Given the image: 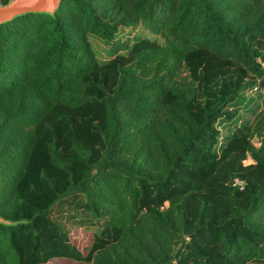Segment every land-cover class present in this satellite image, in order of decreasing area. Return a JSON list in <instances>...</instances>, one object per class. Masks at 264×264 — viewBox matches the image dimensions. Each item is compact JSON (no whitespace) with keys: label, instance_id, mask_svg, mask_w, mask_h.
I'll return each mask as SVG.
<instances>
[{"label":"trees","instance_id":"obj_1","mask_svg":"<svg viewBox=\"0 0 264 264\" xmlns=\"http://www.w3.org/2000/svg\"><path fill=\"white\" fill-rule=\"evenodd\" d=\"M262 46L264 0H62L1 22L0 216L17 223L0 264H264V109L214 127L245 79L264 87Z\"/></svg>","mask_w":264,"mask_h":264},{"label":"rangeland","instance_id":"obj_2","mask_svg":"<svg viewBox=\"0 0 264 264\" xmlns=\"http://www.w3.org/2000/svg\"><path fill=\"white\" fill-rule=\"evenodd\" d=\"M8 0H0V4L7 3ZM101 11L100 15L102 17H111L110 15V9L107 11H104V3H101ZM106 5L109 7H112L111 1H106ZM130 36L132 35H138L142 37H149V38H156L152 34H150L147 30H145L142 26H137L135 29L130 30V33H128ZM89 40L92 44V48L94 50L95 58L99 62H107L108 60L112 59L115 50L117 49V42H107L102 41L94 36H90ZM162 41V39H160ZM118 52H125V50L120 49ZM259 56L258 60L261 62L262 66L264 67V46L259 48ZM186 73L184 72L183 75ZM220 81L216 82L213 86L214 89L220 88ZM254 87H257L256 91H252ZM204 98V97H203ZM264 109V87L259 84V79H252L247 78L244 80V82L241 85V88L239 90L238 95L236 98L230 102L225 109L222 111V113L219 115L218 119L216 120L214 127L218 132L222 131L224 136H230L232 133L235 132H245L248 126H252L255 124V120L260 114V112ZM251 140L254 142L255 146L259 145L260 137L258 135H254ZM221 147V146H220ZM220 147L217 144H214L212 146V149L214 151L219 152ZM245 164L250 163L251 159L247 158L245 160ZM72 161L67 160L66 164H71ZM230 164H228L226 161L220 162V171H221V178L223 180V183L228 187H226V193L225 196L229 198V196L232 193V178L235 176V174L231 171ZM90 190L94 191V188L88 186ZM234 189V188H233ZM20 200H15V202H19ZM191 201L198 202V197L191 198ZM61 207L59 203L55 204V215H58V209L61 210ZM262 214V213H261ZM261 214H256L254 217H252L253 222L257 225H264V218L261 217ZM181 232H179L180 236L176 242L173 244V251H177L178 248L181 246ZM186 235L183 236V239ZM184 242V241H183ZM223 253V252H222ZM178 261L177 259L174 260V262ZM192 264V263H191ZM246 264H254L252 261L247 262Z\"/></svg>","mask_w":264,"mask_h":264},{"label":"water","instance_id":"obj_3","mask_svg":"<svg viewBox=\"0 0 264 264\" xmlns=\"http://www.w3.org/2000/svg\"><path fill=\"white\" fill-rule=\"evenodd\" d=\"M62 0H8L0 4V23L27 12H46L55 15ZM0 223L14 225L17 222L0 216Z\"/></svg>","mask_w":264,"mask_h":264},{"label":"built area","instance_id":"obj_4","mask_svg":"<svg viewBox=\"0 0 264 264\" xmlns=\"http://www.w3.org/2000/svg\"><path fill=\"white\" fill-rule=\"evenodd\" d=\"M246 161L244 160V163H245ZM239 186H240V188H242V186H243V181L242 180H237V182H236Z\"/></svg>","mask_w":264,"mask_h":264}]
</instances>
